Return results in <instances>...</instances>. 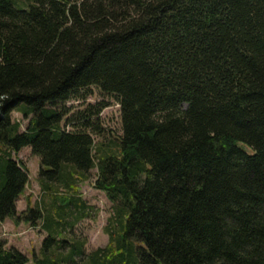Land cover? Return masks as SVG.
Segmentation results:
<instances>
[{
	"label": "trees",
	"instance_id": "obj_1",
	"mask_svg": "<svg viewBox=\"0 0 264 264\" xmlns=\"http://www.w3.org/2000/svg\"><path fill=\"white\" fill-rule=\"evenodd\" d=\"M90 88L119 106L109 145L107 103L66 107ZM25 147L44 194L24 217L46 235L36 264H264V0H0V224ZM92 170L113 213L83 259L65 234ZM28 263L0 242V264Z\"/></svg>",
	"mask_w": 264,
	"mask_h": 264
},
{
	"label": "rangeland",
	"instance_id": "obj_2",
	"mask_svg": "<svg viewBox=\"0 0 264 264\" xmlns=\"http://www.w3.org/2000/svg\"><path fill=\"white\" fill-rule=\"evenodd\" d=\"M100 102L107 103L108 106L99 114L100 126L104 131L101 136L95 138V142L109 145L112 138L121 135L119 106L113 99L103 96L95 88H90L85 99L72 100L66 104V107L70 108V114H74L83 112L89 106H94ZM12 120L20 122L22 130L27 125V120L23 119L17 112L12 113ZM14 159L23 163L27 168L28 184L16 203L15 219L8 218L0 224V242L4 243L7 249L14 248L22 252L27 257L28 264H36L35 262L42 257L40 252L46 235L41 228V220L32 226V223L26 221L24 217L28 207H33L43 200V189L38 180L39 158L31 153L29 147H25L14 156ZM95 172L92 170L91 179L77 187V194L86 202V215L80 217L65 234L67 236L65 240L82 243L83 259L89 253L107 245L108 236L105 228L113 213L112 204L102 192L95 190L92 186ZM68 249V245H65L57 253L66 254Z\"/></svg>",
	"mask_w": 264,
	"mask_h": 264
}]
</instances>
